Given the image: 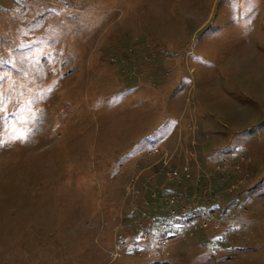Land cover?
<instances>
[{"label": "rangeland", "instance_id": "1", "mask_svg": "<svg viewBox=\"0 0 264 264\" xmlns=\"http://www.w3.org/2000/svg\"><path fill=\"white\" fill-rule=\"evenodd\" d=\"M0 141V264H264V0H0Z\"/></svg>", "mask_w": 264, "mask_h": 264}, {"label": "built area", "instance_id": "2", "mask_svg": "<svg viewBox=\"0 0 264 264\" xmlns=\"http://www.w3.org/2000/svg\"><path fill=\"white\" fill-rule=\"evenodd\" d=\"M150 153H153L151 151ZM167 174H169L170 178H175V175L177 174V171H167ZM166 201V208L164 209L165 212L169 214V220H171L174 223L180 222L182 218H188L186 220L187 223H191V218H195L198 216H201L204 218L202 226L207 227L209 226L210 222L213 221L215 226H219V223L215 220V218L212 215L208 214H192L191 209L187 207L186 204L182 203H176L173 200V197L169 195L167 198H165ZM145 205H149L148 200H145ZM154 215H159L155 212ZM140 216L142 217V221L139 223L140 227L144 228V232H147V228H149L150 225L159 226L160 222L156 216H150L149 210L144 209ZM193 225V224H192ZM153 239V237H151ZM137 248H134V251H136Z\"/></svg>", "mask_w": 264, "mask_h": 264}, {"label": "snow or ice", "instance_id": "3", "mask_svg": "<svg viewBox=\"0 0 264 264\" xmlns=\"http://www.w3.org/2000/svg\"><path fill=\"white\" fill-rule=\"evenodd\" d=\"M14 111H17V110H14ZM4 115H9V113L5 112ZM11 119H13V120L18 119V116L12 115ZM37 119H38L37 117H31V120L33 122H35ZM33 130H34V127L29 128V133H31V131H33ZM26 138H27V136L23 137V139H26ZM17 139H22V138L18 137ZM3 143H4L3 141H0V146H2Z\"/></svg>", "mask_w": 264, "mask_h": 264}]
</instances>
